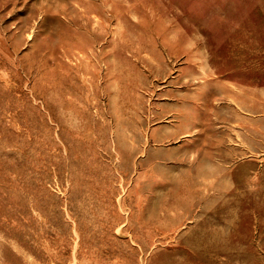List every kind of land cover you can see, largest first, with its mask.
I'll return each instance as SVG.
<instances>
[{
  "label": "rangeland",
  "instance_id": "obj_1",
  "mask_svg": "<svg viewBox=\"0 0 264 264\" xmlns=\"http://www.w3.org/2000/svg\"><path fill=\"white\" fill-rule=\"evenodd\" d=\"M0 264H264V0H0Z\"/></svg>",
  "mask_w": 264,
  "mask_h": 264
}]
</instances>
